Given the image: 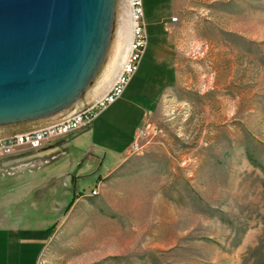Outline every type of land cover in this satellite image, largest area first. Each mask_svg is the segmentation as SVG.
Here are the masks:
<instances>
[{
  "label": "rangeland",
  "instance_id": "374dc122",
  "mask_svg": "<svg viewBox=\"0 0 264 264\" xmlns=\"http://www.w3.org/2000/svg\"><path fill=\"white\" fill-rule=\"evenodd\" d=\"M123 2L125 46L117 28L80 103L113 78L130 37ZM141 7L147 46L121 97L66 149L0 155V226L49 235L38 264H264V0ZM139 129L141 150L127 153Z\"/></svg>",
  "mask_w": 264,
  "mask_h": 264
},
{
  "label": "water",
  "instance_id": "95a60500",
  "mask_svg": "<svg viewBox=\"0 0 264 264\" xmlns=\"http://www.w3.org/2000/svg\"><path fill=\"white\" fill-rule=\"evenodd\" d=\"M114 5L0 0V127L58 115L80 101L104 61Z\"/></svg>",
  "mask_w": 264,
  "mask_h": 264
},
{
  "label": "built area",
  "instance_id": "2783aa9c",
  "mask_svg": "<svg viewBox=\"0 0 264 264\" xmlns=\"http://www.w3.org/2000/svg\"><path fill=\"white\" fill-rule=\"evenodd\" d=\"M128 1L130 37L115 69L110 85L87 107L72 113L65 119L29 132L0 138L1 156L11 155L21 148L38 149L54 140L86 130L98 114L121 97L136 72L147 46L141 0ZM177 21V17H171L172 23ZM145 134L140 129L135 132L129 147L131 154L140 152V142L145 137Z\"/></svg>",
  "mask_w": 264,
  "mask_h": 264
},
{
  "label": "crops",
  "instance_id": "0c3cea01",
  "mask_svg": "<svg viewBox=\"0 0 264 264\" xmlns=\"http://www.w3.org/2000/svg\"><path fill=\"white\" fill-rule=\"evenodd\" d=\"M176 26L171 27V33L173 30L177 31V37H188V20L186 18H180L177 22H175ZM178 24V25H177ZM172 35V37H176ZM182 41V40H181ZM175 41L171 38L168 42H161L160 46L156 50V58L159 59L163 52L165 53L167 49L173 51L175 49ZM171 51V53H172ZM171 56H173L171 54ZM163 57V56H162ZM159 61V60H158ZM167 61L165 58L164 61ZM161 61H159L160 63ZM139 67V66H138ZM139 68H137L138 71ZM97 98V97H96ZM158 102L155 103L154 106L157 105ZM89 103L87 101H80L75 104L71 109L65 111L64 113H60L58 115L49 116L33 121L8 125L5 128H0V138H5L7 136H12L16 134H21L25 132H29L34 129L42 128L48 126L50 124L56 123L62 119L69 117L72 113L77 112L85 107H87ZM148 113V112H147ZM134 136V134H133ZM131 138V142L133 139ZM56 143H47L46 146L43 147V150H47V152H51L57 148H65L67 144L64 138L56 140ZM130 142V144H131ZM129 144V147H130ZM129 147L128 151L129 152ZM66 149V148H65ZM47 154V153H46ZM126 155V154H125ZM125 155L120 156L117 161V166L123 159H125ZM46 230V227H44ZM21 231L20 228H7L5 226H0V264H38L40 260L41 253L45 247L46 242L49 239V235L45 236H26L25 233L27 229L23 228Z\"/></svg>",
  "mask_w": 264,
  "mask_h": 264
},
{
  "label": "bare ground",
  "instance_id": "6f19581e",
  "mask_svg": "<svg viewBox=\"0 0 264 264\" xmlns=\"http://www.w3.org/2000/svg\"><path fill=\"white\" fill-rule=\"evenodd\" d=\"M127 11H128V5L124 4L123 0H115L114 15H113V18H112L110 26H109V35H108L109 44H108V47H107V51H106V54H105L104 61L100 65L98 73H97V76H95L94 81L97 79V77L100 75V73L105 70V67L107 66L108 61H109V56H110L111 53H113V50H115V41H116L115 40V37H116V35H115L116 33L115 32H116L117 28L119 29V35H120V38H121L120 39V41H121L120 44H121L122 48L125 46L126 40H124V36L126 35L125 33L127 32V30H129L127 28V22H126L127 13H128ZM94 81H92V82H94ZM90 87L87 88V91L89 90Z\"/></svg>",
  "mask_w": 264,
  "mask_h": 264
},
{
  "label": "trees",
  "instance_id": "16d2710c",
  "mask_svg": "<svg viewBox=\"0 0 264 264\" xmlns=\"http://www.w3.org/2000/svg\"><path fill=\"white\" fill-rule=\"evenodd\" d=\"M76 197H78V196H75L74 195L73 198L68 202V204L66 205V207H65V209L63 211V215H65L69 211V209L73 205ZM55 226H56V224H52L51 226H49V227L46 228V231L47 232H51L55 228Z\"/></svg>",
  "mask_w": 264,
  "mask_h": 264
}]
</instances>
